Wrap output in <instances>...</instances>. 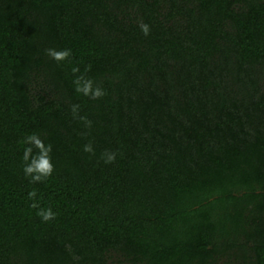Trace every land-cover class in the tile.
Listing matches in <instances>:
<instances>
[{"label": "trees", "instance_id": "obj_1", "mask_svg": "<svg viewBox=\"0 0 264 264\" xmlns=\"http://www.w3.org/2000/svg\"><path fill=\"white\" fill-rule=\"evenodd\" d=\"M0 264H264V0H0Z\"/></svg>", "mask_w": 264, "mask_h": 264}, {"label": "clouds", "instance_id": "obj_2", "mask_svg": "<svg viewBox=\"0 0 264 264\" xmlns=\"http://www.w3.org/2000/svg\"><path fill=\"white\" fill-rule=\"evenodd\" d=\"M139 28L144 36L150 35L151 28L147 23L141 22L139 24ZM46 54L56 62H70L72 51L68 48L61 50L49 48L46 49ZM71 70L73 74L80 72L78 66H74ZM73 83L75 84V91L78 94H82L83 96L88 97L91 100H98L106 95V90L99 86H94V81L84 75L76 76ZM71 113L74 119H79L85 124L86 127H91L92 121L89 120L86 116H81L79 114V104H73L71 106ZM22 143L28 145L24 148L22 157V160L24 162L23 172L25 178H29V183L31 184L45 182L49 177H51L52 173L55 170L52 163V157L50 155L52 152V145H46L36 133L27 135ZM33 147L38 150L36 154H33ZM83 150L87 153L95 155V151L91 143L85 144ZM116 155L117 154L115 152L106 150L101 154V159L105 164L114 163L116 160ZM36 195L37 193L35 189H32L27 193L28 198L31 200H35ZM30 207L39 209L36 214L41 218L42 222H49L51 220H54L57 216V213L53 212L50 207L47 209L40 208L37 203L31 204Z\"/></svg>", "mask_w": 264, "mask_h": 264}]
</instances>
